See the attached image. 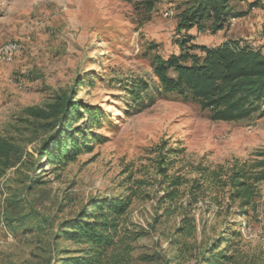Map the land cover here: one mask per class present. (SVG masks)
Wrapping results in <instances>:
<instances>
[{
	"label": "rangeland",
	"instance_id": "obj_1",
	"mask_svg": "<svg viewBox=\"0 0 264 264\" xmlns=\"http://www.w3.org/2000/svg\"><path fill=\"white\" fill-rule=\"evenodd\" d=\"M250 1L229 2L233 10H246L245 18L259 23L255 31L259 33L264 30V0L253 7ZM186 2L0 0V134L12 135L25 144L27 151L33 150L46 131L40 121L26 117L24 107L44 106L63 93L78 104L79 110L84 106L98 113L92 125L88 116L74 114L69 128L95 135L74 160L51 172V164L41 158L45 170L36 169L35 174L45 172L46 182L30 194L37 197L36 206L47 217L40 226L29 220L12 231L3 230L1 194L33 175L25 162L28 155H22L23 161L0 177V264H53V235L58 222L92 195L123 192L119 184L123 170L131 161L134 167L147 162L150 148L162 139L183 147L179 156L184 162L215 166L234 159L251 162L262 156L261 103L241 119H213L197 97L187 91L163 90L152 72L155 55L165 58L179 51L178 39L184 30H179L177 23ZM204 23L209 26V21ZM200 33L206 38L211 31L205 28ZM248 38L256 41L258 37ZM169 72L173 73L171 69ZM142 81L147 87L137 97L131 95L130 84ZM253 202L255 210L246 215L238 214L233 207L228 215L218 217L235 222L240 243L249 249L264 247V181L259 182ZM130 218L136 230L143 233L131 241L133 264H147L140 263L138 257L154 250L172 257L167 237L177 215L159 217L151 198L136 199ZM207 236L213 237V232L207 230ZM57 244L74 246L61 239ZM193 250L197 253L201 249ZM175 262L187 264L188 258Z\"/></svg>",
	"mask_w": 264,
	"mask_h": 264
},
{
	"label": "trees",
	"instance_id": "obj_2",
	"mask_svg": "<svg viewBox=\"0 0 264 264\" xmlns=\"http://www.w3.org/2000/svg\"><path fill=\"white\" fill-rule=\"evenodd\" d=\"M229 1L187 0L177 23V28L184 30L178 39V53L165 58L155 55L151 68L163 90L187 91L209 110L211 118L236 120L249 115L258 103L264 107V54L247 47L231 48V39L213 46L193 44L187 32L194 25L215 32L228 25L229 16L247 13L233 10ZM257 3L259 0H252L249 5ZM206 20L209 26L204 23ZM146 87L145 81L132 82L128 91L137 97ZM24 113L40 121L46 133L31 151L14 136L0 134V177L22 162L24 154L33 171L21 184L9 186L6 194H1L5 232L29 220L39 226L47 220L36 206L37 197L30 195L46 182L45 172L35 174L36 169L45 170L41 158L51 164V172L74 160L95 137L69 128L74 114L88 116L89 125L98 115L96 110L84 106L79 110L65 93L44 106H25ZM182 148L162 139L150 148L152 154L147 156V162L134 167L131 161L123 170L119 179L123 192L92 195L73 214L59 221L53 235V264H133L131 241L143 233L131 221V206L136 199L151 198L156 203V215L178 216L167 237L173 254L168 257L162 250H154L140 254V263L180 264L175 261L185 256L189 264H264L263 246L244 247L235 222L218 220L233 207L242 215L255 210L253 197L259 182L264 181V151L251 162L234 159L211 166L200 161L184 162L179 156ZM185 165L188 167L183 170ZM205 211H210L207 216ZM207 230L213 232V237L207 236ZM57 239L69 240L74 246H59ZM194 248L201 250L195 253Z\"/></svg>",
	"mask_w": 264,
	"mask_h": 264
},
{
	"label": "crops",
	"instance_id": "obj_3",
	"mask_svg": "<svg viewBox=\"0 0 264 264\" xmlns=\"http://www.w3.org/2000/svg\"><path fill=\"white\" fill-rule=\"evenodd\" d=\"M262 11L264 12V9ZM247 13H245L241 16H233V15L229 16L228 22L235 20V19H236V21L231 25L224 26L223 28L217 29L215 32H211V34L208 35L209 37H206V38L204 36L201 37V33H200V31L204 30V29H197L195 25L190 27L189 30H187V32L189 34H191V36H192L190 42H192L193 44L213 46V45H217V44L221 43L223 40L236 38L237 36H232L233 34L239 35V36H244V37H254V38L260 37L262 30H259V33L255 32L256 29H259V27H260L259 23L258 24L253 23L250 20H248L247 18H245ZM231 17H234V19H231ZM232 25H234V27ZM205 28H207V27H205ZM224 28H225V30H223ZM263 32H264V30H263ZM246 34H249V35L247 36ZM256 40H257V38H256ZM208 41L209 42L215 41L216 43L208 45V43H207ZM250 41L257 43V41H255V40H250ZM202 53L203 52L200 50L198 54H202Z\"/></svg>",
	"mask_w": 264,
	"mask_h": 264
},
{
	"label": "bare ground",
	"instance_id": "obj_4",
	"mask_svg": "<svg viewBox=\"0 0 264 264\" xmlns=\"http://www.w3.org/2000/svg\"><path fill=\"white\" fill-rule=\"evenodd\" d=\"M231 19H234V17H231ZM229 46H230L231 48H235V49H237V48H242V47H246V42L243 41L242 38L231 39V40L229 41ZM249 48L256 50V48H257V43L249 40ZM257 50H258L260 53L264 54V48H257ZM7 52H8V51H7Z\"/></svg>",
	"mask_w": 264,
	"mask_h": 264
},
{
	"label": "built area",
	"instance_id": "obj_5",
	"mask_svg": "<svg viewBox=\"0 0 264 264\" xmlns=\"http://www.w3.org/2000/svg\"><path fill=\"white\" fill-rule=\"evenodd\" d=\"M236 20H232L230 22H228V24H233ZM243 39V41L246 42V47L249 48V39L248 37H241ZM257 48H264V32L262 31V34L260 37L257 38ZM256 48V50H257Z\"/></svg>",
	"mask_w": 264,
	"mask_h": 264
}]
</instances>
